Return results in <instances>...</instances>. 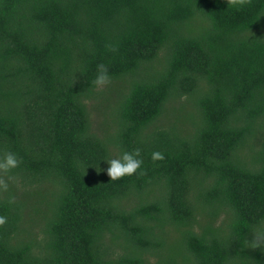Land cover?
Instances as JSON below:
<instances>
[{
  "label": "trees",
  "instance_id": "obj_1",
  "mask_svg": "<svg viewBox=\"0 0 264 264\" xmlns=\"http://www.w3.org/2000/svg\"><path fill=\"white\" fill-rule=\"evenodd\" d=\"M8 151L0 264H264V0H0Z\"/></svg>",
  "mask_w": 264,
  "mask_h": 264
},
{
  "label": "clouds",
  "instance_id": "obj_2",
  "mask_svg": "<svg viewBox=\"0 0 264 264\" xmlns=\"http://www.w3.org/2000/svg\"><path fill=\"white\" fill-rule=\"evenodd\" d=\"M108 81L107 69L103 66H99V71L93 81L95 85L101 86ZM152 160H161L164 158L162 152L158 150H153L151 152ZM103 160L106 162L107 167L103 170L111 178V180H116L125 175H132L141 169L143 164V158L140 154V149L136 148L132 151H122L115 156H107L101 158L99 161ZM20 163V160L16 153L8 151L2 157H0V169L8 170L17 167ZM91 165V164H90ZM100 167L99 170L100 171ZM6 187V185H4ZM7 220V217L0 215V225L4 224Z\"/></svg>",
  "mask_w": 264,
  "mask_h": 264
},
{
  "label": "rangeland",
  "instance_id": "obj_3",
  "mask_svg": "<svg viewBox=\"0 0 264 264\" xmlns=\"http://www.w3.org/2000/svg\"><path fill=\"white\" fill-rule=\"evenodd\" d=\"M111 94L113 95V97L110 100V102L104 103L105 105H107V109L104 107V105L101 106L102 109H100V107L98 108V107L94 106L96 104H94L93 105L94 107H92L94 126L101 132H103V128L104 129L106 128L107 121H110V120H106L105 122H103V119L105 117H110V112H111V110H113V108L115 106L116 96L113 92H111ZM96 102H99V99H96ZM105 119H107V118H105ZM168 123H170V122L167 119H166V121H164V120L162 121V124L166 125ZM172 123H173V120H172L171 124ZM18 184H19V181H18ZM38 202H40V198H37L36 196H34V197H32L31 202L27 203V206L25 209V226L32 227L36 231L37 237L42 238L44 236V232L42 231V227L45 224V220H44L45 211L42 209H45L46 207L43 203L40 202V204H39L40 207L37 208L36 205Z\"/></svg>",
  "mask_w": 264,
  "mask_h": 264
},
{
  "label": "bare ground",
  "instance_id": "obj_4",
  "mask_svg": "<svg viewBox=\"0 0 264 264\" xmlns=\"http://www.w3.org/2000/svg\"><path fill=\"white\" fill-rule=\"evenodd\" d=\"M131 254V253H130ZM133 254V253H132Z\"/></svg>",
  "mask_w": 264,
  "mask_h": 264
}]
</instances>
